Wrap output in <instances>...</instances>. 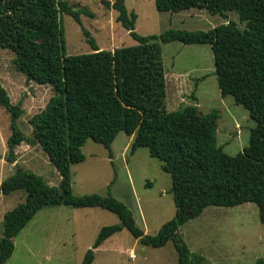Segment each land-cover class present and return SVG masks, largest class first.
<instances>
[{"label": "trees", "instance_id": "16d2710c", "mask_svg": "<svg viewBox=\"0 0 264 264\" xmlns=\"http://www.w3.org/2000/svg\"><path fill=\"white\" fill-rule=\"evenodd\" d=\"M155 4L160 12L205 9L223 18L236 13L245 28L229 20L208 31L170 29L141 36L135 30L138 16L128 11L125 0H103L106 8L118 12L117 21L138 44L101 50L83 29L93 52L68 56L61 15L82 25L81 15L92 16L90 11L76 10L64 0H0V48L13 53V64L28 81L54 91L46 108L30 119L32 138H27L17 123L23 114L21 104L11 101L0 82V107L11 120L7 161L16 162V148L22 143L38 144L61 177L59 186H52L18 166L0 183V196L17 191L26 195L4 215L0 264L13 256L15 239L46 207H100L119 217L120 224L101 229L81 264H92L95 250L123 229L154 248L173 241L178 264H203L205 258L191 252L180 228L209 206L254 203L264 223V0H155ZM174 41L211 46L221 96H232L256 122L242 152L232 156L218 145L217 111L203 114L195 105L168 111L161 45ZM122 132L134 136L132 153L148 148L172 178L176 213L156 235L146 234L132 211L111 194L73 193L71 166L84 162L85 143L102 144L113 163L112 144Z\"/></svg>", "mask_w": 264, "mask_h": 264}, {"label": "rangeland", "instance_id": "374dc122", "mask_svg": "<svg viewBox=\"0 0 264 264\" xmlns=\"http://www.w3.org/2000/svg\"><path fill=\"white\" fill-rule=\"evenodd\" d=\"M64 1L76 10L92 14L81 15L82 25L68 14L61 15L68 56L93 52L83 29L90 32L101 50L138 44L117 21L118 12L106 8L103 0ZM125 4L129 12L137 14L135 30L141 36L160 35L170 29L208 31L229 20L245 28L236 13H227V18H223L205 9L160 12L155 0H125ZM161 48L168 111L187 105L197 106L203 114L217 111L218 145L232 156L242 152L250 144L256 122L232 96H221L211 46L174 41L162 44ZM13 58L11 51L0 48V82L11 101L21 104L23 114L17 123L24 135L32 138L29 121L46 108L54 91L48 85L28 81L13 64ZM10 123V114L0 107V183L21 166L42 176L50 185L59 186L61 177L38 144L22 143L16 148V162L7 161ZM129 138L123 132L118 134L112 144L113 163L102 144L88 140L82 148L84 162L71 166L73 193L111 194L132 211L137 225L146 234L156 235L176 213L172 178L148 148L132 153ZM25 196L23 191L0 196V239L5 213L24 202ZM116 224H120L119 217L100 207H46L15 239V252L6 264H81L101 229ZM180 235L192 253L205 257L203 264H256L264 260V223L254 203L209 206L199 217L184 224ZM92 264H178V253L173 241L154 248L143 245L123 229L95 250Z\"/></svg>", "mask_w": 264, "mask_h": 264}, {"label": "crops", "instance_id": "0c3cea01", "mask_svg": "<svg viewBox=\"0 0 264 264\" xmlns=\"http://www.w3.org/2000/svg\"><path fill=\"white\" fill-rule=\"evenodd\" d=\"M133 138H134V136L129 138V142H128V144H131ZM128 144H127V148H128ZM201 256H202V255H201ZM203 257H204V256H203ZM204 258H205V257H204Z\"/></svg>", "mask_w": 264, "mask_h": 264}]
</instances>
